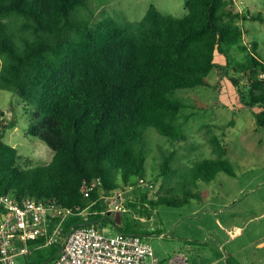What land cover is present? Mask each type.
<instances>
[{"label":"trees","instance_id":"16d2710c","mask_svg":"<svg viewBox=\"0 0 264 264\" xmlns=\"http://www.w3.org/2000/svg\"><path fill=\"white\" fill-rule=\"evenodd\" d=\"M88 6L90 0H0V90L21 97L30 116L27 133L54 150L45 164L20 166L19 149L4 140L16 122L0 120V193L18 203L31 198L74 210L63 236L48 246L50 254L29 255L25 264L51 260L71 227L97 225L110 207L103 197L119 190V178L135 188L148 182L146 129L156 128L172 144L186 139L180 118L187 103L177 92L210 85V73L231 64L218 61L217 54L229 56L232 46L250 45L242 44L245 29L239 21L262 18L238 10L235 0H185L188 12L182 17L152 3L138 21L109 16L91 26L76 14ZM234 70L238 74L231 80L241 103L252 107L264 126V60L252 52ZM210 130L213 155L191 165L190 156L161 150L151 181L153 189L162 179L160 191L149 198L143 187V203L184 204L198 180L211 182L219 171L235 174L227 147ZM174 192L184 196L173 197ZM90 207L91 213L81 214ZM57 222L50 221V231ZM45 240L41 235L31 243Z\"/></svg>","mask_w":264,"mask_h":264},{"label":"rangeland","instance_id":"374dc122","mask_svg":"<svg viewBox=\"0 0 264 264\" xmlns=\"http://www.w3.org/2000/svg\"><path fill=\"white\" fill-rule=\"evenodd\" d=\"M241 1L244 13L262 16L239 21L245 29L242 44L250 45L246 48L239 44L232 46L229 56L218 53V61L226 64L229 60L231 64L222 73L214 69L208 76L210 85L177 92L187 103L180 118L186 139L172 144L169 137L148 127V182L135 188L119 178L121 187L116 193L121 207L108 210L109 207L104 212L106 217L96 225L107 235L139 233L164 263L185 255L189 264H264V126L259 125L254 109L241 103L238 88L231 80V76L238 74L234 66L252 52L264 60V0ZM152 3L165 14L182 17L188 12L185 0H90V6L78 9L76 14L91 26L109 16L124 15L138 21ZM25 106L15 92L0 90L1 125L16 122L7 129L4 140L19 149L20 166L34 167L51 161L54 150L41 138L27 133L30 116ZM189 113L193 114L186 120ZM209 127L227 147L226 157L231 160L235 174L219 171L211 182L198 180L192 185V196L184 204L143 203V187L150 190L149 198H157L162 179L153 189L151 181L157 178L161 150L176 149L179 158L190 156L186 160L190 165L193 160L213 155L207 141ZM196 145H200L199 148L195 149ZM183 196L184 192H174L173 197ZM103 199L109 202L107 197ZM91 211L90 207L86 213ZM237 228L238 233L233 236ZM50 252L51 247H42L31 253V259ZM25 258L17 257V264H25Z\"/></svg>","mask_w":264,"mask_h":264},{"label":"built area","instance_id":"2783aa9c","mask_svg":"<svg viewBox=\"0 0 264 264\" xmlns=\"http://www.w3.org/2000/svg\"><path fill=\"white\" fill-rule=\"evenodd\" d=\"M242 11L243 1L235 0ZM264 76V73L262 74ZM142 182H144L142 180ZM90 186L84 191L89 195ZM117 193L107 198L116 199ZM121 201L116 208L121 207ZM86 210L81 211V214ZM74 214L44 200L27 199L16 202L10 195L0 193V264H17V257L29 256L33 251L53 245L63 236L64 222ZM57 218L50 231V221ZM41 235L44 243L32 244ZM39 264H189L185 255H178L164 263L158 259L150 243L137 232L105 234L94 224L71 227L62 248L49 261Z\"/></svg>","mask_w":264,"mask_h":264},{"label":"water","instance_id":"95a60500","mask_svg":"<svg viewBox=\"0 0 264 264\" xmlns=\"http://www.w3.org/2000/svg\"><path fill=\"white\" fill-rule=\"evenodd\" d=\"M120 196H118L116 199H114L113 201L110 202V210H114L117 206V204L120 202ZM70 233V230L68 232V234ZM67 234V235H68Z\"/></svg>","mask_w":264,"mask_h":264},{"label":"crops","instance_id":"0c3cea01","mask_svg":"<svg viewBox=\"0 0 264 264\" xmlns=\"http://www.w3.org/2000/svg\"><path fill=\"white\" fill-rule=\"evenodd\" d=\"M117 195H118V193H117ZM114 199L113 198H109V203L111 202V201H113ZM87 210V209H86ZM108 210H110V209H108ZM115 210V209H114ZM95 225V224H94ZM238 233V228H237V230L235 231V232H233V236H235L236 234Z\"/></svg>","mask_w":264,"mask_h":264}]
</instances>
